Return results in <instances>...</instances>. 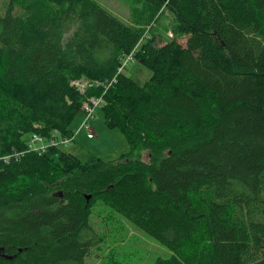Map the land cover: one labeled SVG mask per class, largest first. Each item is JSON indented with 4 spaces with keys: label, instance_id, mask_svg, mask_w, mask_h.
Masks as SVG:
<instances>
[{
    "label": "trees",
    "instance_id": "16d2710c",
    "mask_svg": "<svg viewBox=\"0 0 264 264\" xmlns=\"http://www.w3.org/2000/svg\"><path fill=\"white\" fill-rule=\"evenodd\" d=\"M144 1L186 41H142L95 0H7L0 264H85L103 242L96 205L172 253L153 264H264V0ZM132 51L151 72L143 85L117 74ZM81 78L111 85L85 96L71 86ZM90 96L131 151L81 161L30 149L33 134L72 136Z\"/></svg>",
    "mask_w": 264,
    "mask_h": 264
},
{
    "label": "rangeland",
    "instance_id": "374dc122",
    "mask_svg": "<svg viewBox=\"0 0 264 264\" xmlns=\"http://www.w3.org/2000/svg\"><path fill=\"white\" fill-rule=\"evenodd\" d=\"M95 1L136 29L142 41L149 32L157 35L159 44L173 39L180 43L186 41L185 36L176 34L172 29L175 19L167 10L158 11L144 0ZM7 3V0H0V15L5 13ZM123 74L139 85H143L151 76V72L135 60L129 63ZM80 80L86 86L87 93L91 89L87 84L90 81L86 78ZM82 119L83 114L79 112L71 121L69 128L73 135L68 139L69 144L64 146V152L81 161L90 156L110 161L131 151L125 136L118 129L106 126L100 109L94 112L93 118L88 122L94 133V138L91 140L87 139L84 130L80 129ZM140 156L144 161L149 159L146 151H142ZM91 222L103 242L90 254L85 264H107L108 262L153 264L158 258L168 259L172 255L154 238L131 226L129 222L113 214L106 207L93 206Z\"/></svg>",
    "mask_w": 264,
    "mask_h": 264
},
{
    "label": "built area",
    "instance_id": "2783aa9c",
    "mask_svg": "<svg viewBox=\"0 0 264 264\" xmlns=\"http://www.w3.org/2000/svg\"><path fill=\"white\" fill-rule=\"evenodd\" d=\"M134 61V51L131 53L125 55L121 61L120 65L118 66L117 74H120L124 72L125 69L129 66L130 62ZM90 82L87 83L89 84L90 88H96V87H103L104 89L107 88L108 85H111V83H102L101 81L98 80H89ZM71 86H74L77 91L80 92V94L85 95V89L86 86L81 83V80H76L71 82ZM86 96V95H85ZM103 105V100L101 97H96V96H90V97H85L82 105H81V112L83 114V119L82 122L80 123V129L84 130L85 137L89 140L94 138V133L93 129L88 122L90 119L93 118L94 112L99 109ZM69 138L70 137H55V138H49V141H45L44 139H41L39 135L33 134L29 139V146L30 149L35 150L36 152H43L45 151L48 147H59V148H64V146H67L69 144Z\"/></svg>",
    "mask_w": 264,
    "mask_h": 264
}]
</instances>
